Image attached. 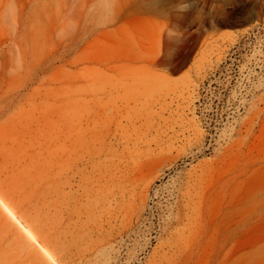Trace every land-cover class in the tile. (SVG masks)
Returning a JSON list of instances; mask_svg holds the SVG:
<instances>
[{
	"label": "rangeland",
	"instance_id": "1",
	"mask_svg": "<svg viewBox=\"0 0 264 264\" xmlns=\"http://www.w3.org/2000/svg\"><path fill=\"white\" fill-rule=\"evenodd\" d=\"M0 198L58 264H264V0H0Z\"/></svg>",
	"mask_w": 264,
	"mask_h": 264
},
{
	"label": "bare ground",
	"instance_id": "2",
	"mask_svg": "<svg viewBox=\"0 0 264 264\" xmlns=\"http://www.w3.org/2000/svg\"><path fill=\"white\" fill-rule=\"evenodd\" d=\"M0 205L8 213V215L20 226V228L25 232V234L40 247L43 254L47 257L46 259L50 260L54 264H58L55 255L51 251H49L44 244L38 242L33 232L20 221V219L15 215L12 209L1 198Z\"/></svg>",
	"mask_w": 264,
	"mask_h": 264
}]
</instances>
